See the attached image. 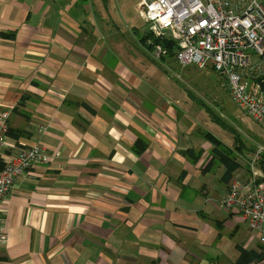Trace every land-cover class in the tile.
<instances>
[{
    "label": "crops",
    "instance_id": "crops-1",
    "mask_svg": "<svg viewBox=\"0 0 264 264\" xmlns=\"http://www.w3.org/2000/svg\"><path fill=\"white\" fill-rule=\"evenodd\" d=\"M106 4L0 0V113L21 132L5 154H60L17 177L0 203V258L237 264L240 246L260 253L241 215L215 201L252 173L240 165L225 180L226 158L213 157L206 133L218 136L181 90L177 60L153 56L146 28L102 20Z\"/></svg>",
    "mask_w": 264,
    "mask_h": 264
},
{
    "label": "built area",
    "instance_id": "built-area-1",
    "mask_svg": "<svg viewBox=\"0 0 264 264\" xmlns=\"http://www.w3.org/2000/svg\"><path fill=\"white\" fill-rule=\"evenodd\" d=\"M136 9L146 19L152 34L147 44L156 59L171 55L182 66H210L222 73L232 99L264 129V0H140ZM8 121L9 112H1L0 203L17 177L60 155L39 145L5 154ZM258 181L255 176L232 180L215 201L241 215L264 256V182ZM6 239L0 215V244ZM0 264H5L1 258Z\"/></svg>",
    "mask_w": 264,
    "mask_h": 264
},
{
    "label": "rangeland",
    "instance_id": "rangeland-1",
    "mask_svg": "<svg viewBox=\"0 0 264 264\" xmlns=\"http://www.w3.org/2000/svg\"><path fill=\"white\" fill-rule=\"evenodd\" d=\"M105 1L106 6L112 8L110 15L106 13L102 15V20L110 19L112 23L114 18L124 32L137 28L148 30L146 19L136 9L140 0ZM177 70L188 81V87L179 83L181 90L187 93L186 96L190 101L192 100L197 107L202 108L201 120L210 121L208 130L213 131L218 138L237 152V162L243 171L248 174L252 173L247 180L255 176L261 181L264 178V162L261 157L264 153V129L232 99L226 77L210 66L205 68L198 65L181 67L178 64ZM215 116L222 121L217 122ZM231 128L237 130L241 141L233 140L235 135ZM225 143L222 142V146L229 149Z\"/></svg>",
    "mask_w": 264,
    "mask_h": 264
},
{
    "label": "trees",
    "instance_id": "trees-1",
    "mask_svg": "<svg viewBox=\"0 0 264 264\" xmlns=\"http://www.w3.org/2000/svg\"><path fill=\"white\" fill-rule=\"evenodd\" d=\"M3 35L4 36H11V37H14L15 36L14 33L9 34V35L6 34V33H3ZM151 35L152 34H149L147 36V38L149 36H151ZM167 43L168 42H166V44ZM172 49L173 48L171 47V54H172ZM215 119L219 123L222 121V120H220V118L218 116H215ZM231 130L233 131V134L235 135V140L237 139V140H240L241 141V138L239 137V134L237 133V130L232 129V128H231ZM9 134L12 135V136H14V137H16V136L20 135L21 132L14 131V130H12L10 128ZM206 136L209 139V141L214 145L213 151H212L213 157H215L214 155H217L218 154L220 158H224V159L226 158V161H225L226 170H225V173H224V178H225V180L229 181L232 178V176H233V172L238 167H240V164L235 161V158L230 153L231 152L230 149L225 148L224 146H222L221 140H219L218 138H216L211 133H206ZM216 151H217V154H215ZM261 157H262V160L264 162V153H262V156ZM239 250H240V257L238 258L237 264H250L253 261H261V260L264 259V256L262 254L256 252V251L246 250L242 246H240Z\"/></svg>",
    "mask_w": 264,
    "mask_h": 264
}]
</instances>
